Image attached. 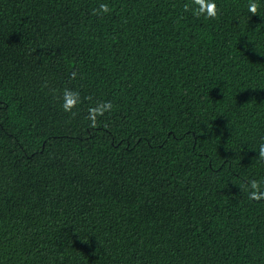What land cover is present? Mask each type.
<instances>
[{"label":"trees","instance_id":"obj_1","mask_svg":"<svg viewBox=\"0 0 264 264\" xmlns=\"http://www.w3.org/2000/svg\"><path fill=\"white\" fill-rule=\"evenodd\" d=\"M214 2L0 0V264H264V0Z\"/></svg>","mask_w":264,"mask_h":264},{"label":"clouds","instance_id":"obj_2","mask_svg":"<svg viewBox=\"0 0 264 264\" xmlns=\"http://www.w3.org/2000/svg\"><path fill=\"white\" fill-rule=\"evenodd\" d=\"M194 5H197L198 8L194 9L193 14L199 18L200 16H204L206 19H216L218 15L217 5L214 0H192ZM259 8V4L256 0H250L248 5V12L255 16L257 14ZM100 10L103 13H108L110 8L107 4H101ZM185 11H188V5H185ZM93 14H97L96 10H93ZM76 72L71 74V78H76ZM63 103L61 105L63 111L66 113H71L72 116H75L76 113L72 111L73 108L77 107V105L81 102L79 92L72 91L70 89H65L63 92ZM90 99V98H86ZM112 108L111 102L99 103L94 107H90L88 109V117L91 121L90 127H96V119L98 116H103L106 111H110ZM258 158L261 161H264V143L260 144ZM245 190L248 191V198L251 201L259 202L264 200V190H261V182L252 180L248 185L245 186Z\"/></svg>","mask_w":264,"mask_h":264}]
</instances>
